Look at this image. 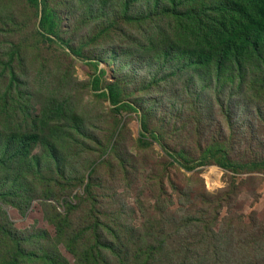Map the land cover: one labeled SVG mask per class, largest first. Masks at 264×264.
Wrapping results in <instances>:
<instances>
[{
  "label": "rangeland",
  "instance_id": "obj_1",
  "mask_svg": "<svg viewBox=\"0 0 264 264\" xmlns=\"http://www.w3.org/2000/svg\"><path fill=\"white\" fill-rule=\"evenodd\" d=\"M215 1L134 0L127 14L142 22L130 24L123 0H49L57 6L59 30L44 39L27 0H0L3 92L17 72L10 113L17 110L22 132L34 130L36 115H57L60 121L40 129L41 140L28 138L25 146L0 114V264L18 247L26 251L25 264H134V254L127 252L147 245L136 229L163 222L168 213L179 218L187 204L175 196L169 212L155 213L153 188L171 180L184 188L198 170L204 188L193 178L187 196L205 191L216 200L225 193L232 210H256L261 220L264 170L178 166L180 154L198 155L209 139L225 135L220 142L230 149L233 136L257 144L242 146L237 161L264 160V118L256 119L264 106L260 85L254 100L250 80L241 85L236 77V84L227 85L228 69L218 77L213 65H188L192 48L174 37L196 34ZM177 20L191 26L177 28ZM263 63L264 52L252 54L247 65L262 75ZM112 82L120 83L134 110L116 111L101 95ZM143 116L154 137H142ZM233 122L235 128L229 126ZM245 133L257 134L256 141ZM81 235L71 252V239Z\"/></svg>",
  "mask_w": 264,
  "mask_h": 264
},
{
  "label": "trees",
  "instance_id": "obj_2",
  "mask_svg": "<svg viewBox=\"0 0 264 264\" xmlns=\"http://www.w3.org/2000/svg\"><path fill=\"white\" fill-rule=\"evenodd\" d=\"M27 1L35 9L38 18V28H36L38 33L44 39L51 38L45 37V33L56 36L57 30H59L57 6H51L49 0ZM132 1L134 0H123L126 21L130 24H140L141 18L137 19L127 14ZM213 8V14L204 20V25L198 24L199 31L196 34L182 40L174 35L175 40L178 44L191 46L192 52L188 65H213L215 75L218 77L224 69H228L227 85L230 82L236 84V77H240L241 85H245L250 80L248 89L253 92L252 98L255 100L259 92V85L262 93L264 92V71L261 70L262 75H260L257 70L251 69L247 62L252 54L264 52V0H216L213 2ZM175 26L180 28L191 25L177 20ZM44 29L45 31H43ZM1 76L2 73H0ZM16 76L17 72L13 70L10 87L4 92L3 88H0V114H5L1 117H5L8 121V125H4V127L10 130L13 128L14 135L22 137V143L26 146L28 138L34 141L41 140L40 129L41 133L45 132L52 125L58 126L60 121L55 119L57 115H47L45 118L36 115L34 123L32 122L34 130L21 131L18 126L19 122L13 115L17 113V110L10 113L11 104L15 99L13 90L15 89ZM258 81L260 83L256 85ZM95 82L98 84L99 79L97 78ZM101 95L110 100L116 111H120L122 108H135L124 98V89L119 82L109 83L107 91H103ZM263 107H258L259 113L256 119L264 118L261 116L264 112ZM229 119L232 120L231 117ZM63 121H66V118ZM231 125H234L232 128H235L234 122L229 123L230 127ZM141 128L144 133L143 138L145 133L149 132L154 137L155 133L149 130L146 116L142 117ZM245 134L250 135L256 141L257 134ZM14 135L11 136L12 140L17 139ZM225 136L209 139L204 147L199 145L200 154L198 155L191 156L189 152L180 154L181 160L178 166L191 170L197 166L215 163L224 169H232L236 172L264 170V160L257 162L256 160L237 161L235 159L241 155L242 146L254 148L256 143L233 136L230 137L233 144L230 149L226 146V142H220ZM141 141L143 144L144 141ZM238 150L240 153L234 154ZM18 158L16 155L13 156L14 161ZM192 161L195 164L190 165L189 163ZM169 164L174 165L172 161ZM195 173L197 175L195 176L193 173L186 181L187 186L184 188L172 180L169 183L163 182L162 189L153 188V192L156 193L155 204L152 207L155 213L169 212L173 207L175 196L185 198L187 204L183 207L179 218L172 220L168 213L163 222L160 220L149 221L148 224L142 225V229H136L139 236H144L147 240V245L145 248L138 246L127 252L134 254V264H264V215H261V220H257L256 210H252L248 214L232 210V206L229 205L231 204V195L225 193L216 200L213 195H209L205 191L199 196H187L184 190L194 188L193 178L202 185L203 180L198 175L199 170ZM91 187L90 183L87 184L86 190H90ZM236 188L237 185H234L233 189ZM12 191L11 193L16 195V192ZM163 195L167 196L168 204H165ZM223 210H225V214L222 216ZM157 222L159 223L154 225ZM99 226L100 224L97 225V228ZM82 238L83 235L71 239V245L69 244L71 252L76 253L75 245ZM102 240L105 245L109 243L103 233L101 234ZM33 255V253H29L28 259ZM25 257L26 251L18 247L14 254L7 258L6 264H25Z\"/></svg>",
  "mask_w": 264,
  "mask_h": 264
}]
</instances>
